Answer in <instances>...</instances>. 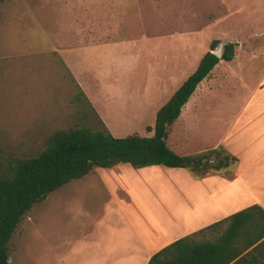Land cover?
Returning a JSON list of instances; mask_svg holds the SVG:
<instances>
[{
	"label": "rangeland",
	"instance_id": "obj_1",
	"mask_svg": "<svg viewBox=\"0 0 264 264\" xmlns=\"http://www.w3.org/2000/svg\"><path fill=\"white\" fill-rule=\"evenodd\" d=\"M214 40L235 43V56L170 127L180 151L230 138L232 117L264 83V0H0V171L62 128L152 135L146 126ZM95 198L72 181L35 204L12 234L10 264H54L58 234Z\"/></svg>",
	"mask_w": 264,
	"mask_h": 264
},
{
	"label": "crops",
	"instance_id": "obj_2",
	"mask_svg": "<svg viewBox=\"0 0 264 264\" xmlns=\"http://www.w3.org/2000/svg\"><path fill=\"white\" fill-rule=\"evenodd\" d=\"M259 86L232 117L233 143L227 144V135L216 146L238 158L231 177L211 173L196 178L186 168L122 163L73 180L93 187L96 198L76 209L77 223L58 234L61 250L54 264H147L159 250L195 232L204 230L199 237L216 239L241 222L243 230L250 228L253 220L234 215L255 204L264 209V83ZM170 148L181 155L210 150Z\"/></svg>",
	"mask_w": 264,
	"mask_h": 264
},
{
	"label": "trees",
	"instance_id": "obj_3",
	"mask_svg": "<svg viewBox=\"0 0 264 264\" xmlns=\"http://www.w3.org/2000/svg\"><path fill=\"white\" fill-rule=\"evenodd\" d=\"M220 42H212L196 69L158 109L154 124L146 126V131L152 135L131 133L119 137L106 128L96 130L86 125L62 128L49 136L46 147L38 155L9 162L7 172L0 171V264H10L8 244L33 206L96 168L128 163L134 168L153 165L186 168L196 178L211 173L232 176L238 158L223 146L181 155L167 143L170 127L198 85L221 60L234 59L236 44L233 42L226 43L222 58L213 53ZM80 95L84 96L82 91ZM246 213L258 215L250 217ZM234 216L253 220L250 228L243 230L241 222L228 227L216 239L199 237L204 230L195 232L165 246L153 254L147 264H264V221L260 224L264 209L255 204ZM251 246L254 247L245 252Z\"/></svg>",
	"mask_w": 264,
	"mask_h": 264
},
{
	"label": "water",
	"instance_id": "obj_4",
	"mask_svg": "<svg viewBox=\"0 0 264 264\" xmlns=\"http://www.w3.org/2000/svg\"><path fill=\"white\" fill-rule=\"evenodd\" d=\"M225 45H226L225 42L221 41V42L219 43L218 47H217L215 50H213V53H214L217 57L222 58V55H223V52H224V47H225ZM9 260H10V258H9Z\"/></svg>",
	"mask_w": 264,
	"mask_h": 264
}]
</instances>
